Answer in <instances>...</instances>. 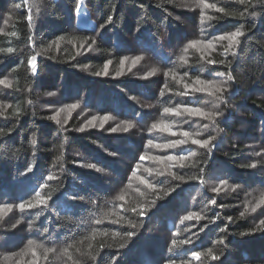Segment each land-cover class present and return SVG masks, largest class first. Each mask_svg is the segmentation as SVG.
Returning <instances> with one entry per match:
<instances>
[{
  "label": "trees",
  "instance_id": "16d2710c",
  "mask_svg": "<svg viewBox=\"0 0 264 264\" xmlns=\"http://www.w3.org/2000/svg\"><path fill=\"white\" fill-rule=\"evenodd\" d=\"M208 2L229 11H244L247 7L248 13L255 11L257 15L240 18L205 9L213 19L201 24L200 8L185 7L184 0H83L81 7L90 26L79 27L77 0H37L39 11L32 9L29 26L27 15L32 0L28 5L23 0H0V30L18 34H0V48L15 50L0 53V78L13 81L12 88L0 86V102L21 108L18 116L11 115L12 109L0 116V129H11L0 136V205H13L0 218V264H30L31 253L22 254L29 240L57 249L48 261L39 255L38 264H166L169 259L176 264L181 260L190 264H264V226L259 223L264 220V206L240 216L245 203L264 192V154L256 155L264 149V4L248 7L236 0ZM17 4L21 7L16 8ZM108 16L113 17L112 22L100 28ZM237 28L245 35L239 38L237 54H229L227 60L223 55L226 40L217 42L215 52L193 48L184 51L191 40H210ZM86 39L88 43L95 40L91 49L87 44L81 47ZM49 45L52 47L43 52ZM36 52L42 54L37 57L33 74L27 59ZM182 55L187 64L180 60ZM201 55L216 63L207 64ZM136 56L143 59L133 66L132 58ZM123 57L129 59L121 66ZM108 60L112 61L108 74L95 75L103 73ZM153 69L159 71L148 76ZM168 69L178 73L177 80L187 72L184 81L190 85L196 76L221 80L224 78L217 77L216 72L232 74L233 80L224 93L225 103L218 109L223 115L216 125L204 130L207 120L163 113V107L176 104L211 108V97L205 93L176 94L184 90L183 84L165 77ZM165 83L171 92L164 89ZM50 92L55 95H48ZM73 103L79 107L70 115L68 110L61 112L60 124L49 119ZM104 115L114 119L103 128L97 119L96 127L77 130L92 116ZM160 119L175 120L181 130H199L204 138L215 136L214 147L206 152L189 141L174 149L149 148V139L164 142L179 138L149 132L151 124ZM122 121L134 127L128 132L108 131ZM189 151L198 153L196 166L172 171L185 176L202 175L203 183L174 181L155 173L149 176L145 168L159 171L165 165L149 159L139 161L144 153L163 156ZM59 156L63 158L58 161ZM138 162V175L153 182L163 181L165 190L179 187L168 196L157 189L163 197L157 199V193L131 177ZM89 163L101 171L87 168ZM251 163L257 167H246ZM50 173L57 179L49 181ZM221 180L239 188L232 191L221 186L220 192L211 191ZM41 184L48 187L41 189ZM36 192L52 193L47 206L24 212L15 207L34 200ZM122 193L125 199L117 200ZM212 199L216 205L210 203ZM152 200L156 202L146 209L145 216L131 211ZM201 211L204 219L181 224V217L188 212ZM214 216L219 218L213 222ZM121 217L137 222V228L132 229ZM130 231L135 235H122ZM177 231L180 234L174 235ZM93 232L95 239H85ZM189 237L192 243L172 248L174 239ZM221 238L224 243L218 244ZM81 240L83 244L78 243ZM74 242L69 249L72 259L60 255L62 248ZM208 248L220 258L202 257L197 261L191 257L192 251ZM37 251L42 253L41 249ZM89 251L92 257L86 255Z\"/></svg>",
  "mask_w": 264,
  "mask_h": 264
},
{
  "label": "snow or ice",
  "instance_id": "6c2138e0",
  "mask_svg": "<svg viewBox=\"0 0 264 264\" xmlns=\"http://www.w3.org/2000/svg\"><path fill=\"white\" fill-rule=\"evenodd\" d=\"M237 3L241 5H247L248 7H253L254 3H260L264 4V0H236ZM23 3L25 5L29 4V0H23ZM83 4V0H77V7H81ZM191 5L192 7H197L200 8V19H201V24L205 23L207 20L213 19V17L208 16L205 13V9H214L216 12L219 13H224L225 16H238L240 18H243L246 14L255 16L257 13L255 11H252L251 13H248L247 7L244 9V11H229L226 7H221L217 3H209L208 0H184L183 6L187 7ZM16 8H20L21 5L17 4L15 5ZM35 8L37 11H39V7L37 4V0H32L31 5L28 7V15H27V20L29 21V26L31 24V21L33 19L32 15V9ZM113 20L112 16H108L105 23L100 25V28H104L106 24L111 23ZM0 34L9 36V37H17V32L12 31V32H3L0 30ZM245 32L241 30V28H237L235 31L229 32L227 34H222L218 37H213V39L210 40H191L188 42L187 47L184 49L185 52L188 51L189 48L196 49L197 51L203 52L204 50H208L209 52H215L216 51V44L219 41H228V44L224 47L223 55L225 57V60H227V57L229 54L232 56H235L237 53L235 49L238 48L240 44L239 38L244 36ZM29 41L32 40L31 37H28ZM59 39H64L63 37H60ZM56 43V42H53ZM95 43V40H92L91 43H88V40H84L83 43L81 44V47L84 46V44H87L88 48L91 49L93 44ZM58 46V45H57ZM52 45H49L48 48L43 49V52L48 51ZM15 50L12 47L8 48H0V53H13ZM42 53L41 52H36L35 54L31 55L27 59V65L30 67V70L33 74L36 73L37 71V57L40 56ZM129 58L128 57H123L120 60L121 66L124 65L125 61H127ZM143 57L141 56H136L132 58V65L135 66L138 64ZM201 60H204L207 64L212 65L215 64L216 61L212 59H207L204 55H201L200 57ZM180 60L182 63L187 64L188 61L185 59V57L182 55L180 57ZM225 60H221L220 63H225ZM229 64L231 61H227ZM112 63L111 60H108L104 63L103 65V73L101 72H95L94 74L99 76L101 74L107 75L108 74V68L109 65ZM87 67V66H85ZM158 69H153L152 72L148 73V76L154 75ZM119 75V73H118ZM165 77H171L173 81H176L177 83H182L183 84V91H179L176 94L181 95V96H187L191 95L193 93H205L209 97H211V108H206L204 106H192L189 104H176L175 106H165L163 107V113L168 114L170 116L182 118V117H187L188 119H191L193 117H199L201 120H207L208 123H205L203 125V129L207 130L208 128L214 126L217 124V118L222 116L223 113L219 111L218 109L222 104L225 103L224 99V93L228 90V82L233 80L232 74L225 73V72H216L215 75L217 77H223L224 79L221 80H205L201 79L200 76H196L193 83L190 85L189 83L184 81V77L188 75L187 72L184 73L183 76H180L179 80H177V75L176 71L174 69H168L167 71L164 72ZM0 86H4L5 88H12L13 87V81L8 79L7 77L0 78ZM164 89H167L169 92L172 91V88L169 87L168 83L164 84ZM190 89V91H189ZM161 96L164 95V90H161ZM48 95H55V93H48ZM31 103V101H29ZM79 107L78 103H73L66 105L64 108H61L55 112L49 119L55 121L56 123L60 124L61 120L59 119L60 113L64 112L65 110L69 111V115L71 114V111H74ZM8 109H12L11 115H16L18 116L21 112V108L19 105L13 106L12 104H4L3 102H0V116H3L7 113ZM97 119H99L100 124L99 127L103 128L104 124L107 123L110 119H114L113 117L109 115H104L101 117L97 116H92L91 119L87 120L84 125L79 127L77 130L80 132H83L86 127H96L97 125L94 123ZM134 125L129 122V121H122L121 124H117L115 127H111L108 129V131L111 132H117V131H122V132H128L130 129H132ZM11 129H8L7 131L5 129H0V136H5L7 135ZM149 132L152 131H158L163 134H167L168 136H173V137H179L177 139H168L164 142H157L154 139H149L147 141V146L149 148H159V149H174L177 147H180L181 145L188 144L189 141L193 145H198L200 148L205 149L206 152L210 150L212 147H214L213 141H215L216 137L212 135H208L206 138L203 137V132L201 131H196L192 132L189 130H181L177 128V122L175 120H167V119H160L157 122H154L151 124L150 128L148 129ZM32 144H36V139L33 138ZM264 154V149L261 150V152H257V156H262ZM198 153L195 151H189L184 154H175V155H149L148 153H144L140 155L139 161H144L145 159L152 160L158 164H163L165 167L161 168L159 171H156L154 168H145V171L148 173L149 176L153 175L155 173L156 176H163V177H170L174 181H180V182H186L188 180H200L201 183L204 182V178L202 175H195V176H185L180 174L178 171H172L173 168H184L187 166H196V160L195 158L197 157ZM62 156H59L57 159L62 160ZM62 167V165H61ZM87 168L89 169H95L96 171H101V169L97 168V166L93 163H89L86 165ZM141 167V164L138 162L136 166L132 169L131 172V177L136 178L140 183L145 185L148 189H151L154 193H157V189L163 190L164 195L168 196L171 194V192L175 191V187H179V185H176L175 187H169L166 190L164 189V182L163 181H156L153 182L149 179H145L142 175H138V169ZM246 167H251L255 168L257 167L256 163H251L249 165H246ZM31 167H29L28 171H31ZM200 172H203V169H200ZM47 179L49 181L57 179V177L54 174H49ZM131 182V178H130ZM221 186H224L225 188H231L232 191H237L239 188V185H229L227 181L221 180L220 184L216 187H213L211 191L213 192H220L221 191ZM41 189L48 187L47 184H41L40 185ZM137 192L140 193L141 196H144V193L140 191L139 188L136 189ZM251 195V194H249ZM52 198V193L48 192L47 194H43L41 192H36L35 194V199L34 200H29L26 202H22L15 207L19 208L21 212H24L25 209H33V208H39L41 206H47L48 201L51 200ZM157 199H161L163 197H160L159 194L157 193ZM82 199V198H81ZM117 200L123 201L125 199V195L122 193L116 197ZM155 200L150 201L147 204H140L137 205L136 207H132L131 211L133 213H136L138 216H145L146 215V209L149 208L152 204H155ZM210 203L212 205H216V200L212 199L210 200ZM264 206V192H261L259 197H253V199L248 200L245 205H244V210L240 213V216L243 217L245 214L251 212L255 213L257 209L261 208ZM122 207V206H121ZM13 208V205L9 204H4L0 205V218H2L4 211L7 209L8 211H11ZM203 211V210H202ZM201 212H188L186 215L181 217V224L184 223V221L192 220L195 219L197 221L204 219V215ZM219 217L214 216L212 218V221L214 222L216 219ZM121 219H124L125 222L132 228L136 229L137 228V222H134L130 219H127L125 217H121ZM229 220L232 218L229 217ZM19 223V222H17ZM97 224L101 223L100 220L96 221ZM260 225L264 226V220H260ZM13 228L16 227V224L12 225ZM207 227V225H205ZM203 230V229H202ZM226 231V229H223ZM256 229H253L252 231H255ZM46 231V229H45ZM179 231L174 233V235H179ZM96 233L93 232L91 237H86L85 239H95ZM104 235H108V233H104ZM116 235H121V234H116ZM123 236L127 237H132L135 235L134 231L126 232L122 234ZM83 240L79 241L78 243L83 244ZM74 242L72 245H67L64 248L60 250V255L67 256L68 259H72L69 249L75 246ZM192 243L191 237L188 239L184 240H173L172 241V248H178L181 247L182 245ZM218 244H223L224 243V238H221L220 240L217 241ZM124 245L121 244L120 247H123ZM89 249L92 248V244L89 243L87 245ZM101 248L104 247L103 244L100 245ZM37 249H41L42 253H38ZM172 249H169L171 251ZM76 251L79 252L80 249L76 248ZM30 252L31 256L33 257L32 261L30 264H38L37 257L39 255L43 256V259L45 261L49 260L50 254H55L57 253V249L53 247H46L43 244L38 243L35 240H29L27 247L22 251V254ZM89 257H92V252L89 251L86 253ZM191 257L197 261H200L202 257L205 259H210V260H218L220 257L219 255L216 254V252L213 250V248H208L206 251H192L191 252ZM78 264V262H77ZM166 264H176L175 260L169 259L166 261ZM180 264H190V261L186 260H181Z\"/></svg>",
  "mask_w": 264,
  "mask_h": 264
},
{
  "label": "rangeland",
  "instance_id": "374dc122",
  "mask_svg": "<svg viewBox=\"0 0 264 264\" xmlns=\"http://www.w3.org/2000/svg\"><path fill=\"white\" fill-rule=\"evenodd\" d=\"M77 15H78L77 23H78L79 27H89L90 26L89 20H88L86 13L82 7L78 8Z\"/></svg>",
  "mask_w": 264,
  "mask_h": 264
}]
</instances>
